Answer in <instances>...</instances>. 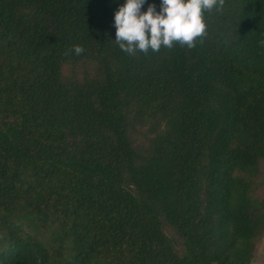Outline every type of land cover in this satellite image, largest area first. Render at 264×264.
Segmentation results:
<instances>
[{
	"label": "trees",
	"instance_id": "1",
	"mask_svg": "<svg viewBox=\"0 0 264 264\" xmlns=\"http://www.w3.org/2000/svg\"><path fill=\"white\" fill-rule=\"evenodd\" d=\"M122 3L0 0V264H261L264 0L131 55Z\"/></svg>",
	"mask_w": 264,
	"mask_h": 264
},
{
	"label": "clouds",
	"instance_id": "2",
	"mask_svg": "<svg viewBox=\"0 0 264 264\" xmlns=\"http://www.w3.org/2000/svg\"><path fill=\"white\" fill-rule=\"evenodd\" d=\"M146 0H123L113 16L114 41L128 54L148 53L174 44L192 48L206 34L204 12L219 9L223 0H159V11ZM72 52L80 55L84 48L74 45Z\"/></svg>",
	"mask_w": 264,
	"mask_h": 264
},
{
	"label": "rangeland",
	"instance_id": "3",
	"mask_svg": "<svg viewBox=\"0 0 264 264\" xmlns=\"http://www.w3.org/2000/svg\"><path fill=\"white\" fill-rule=\"evenodd\" d=\"M261 264H264V262H260Z\"/></svg>",
	"mask_w": 264,
	"mask_h": 264
}]
</instances>
